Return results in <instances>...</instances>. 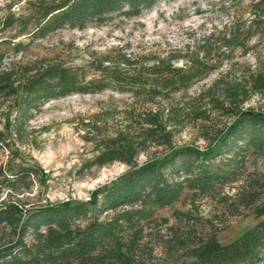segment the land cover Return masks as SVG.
<instances>
[{
  "label": "trees",
  "instance_id": "1",
  "mask_svg": "<svg viewBox=\"0 0 264 264\" xmlns=\"http://www.w3.org/2000/svg\"><path fill=\"white\" fill-rule=\"evenodd\" d=\"M159 1L174 0H27L24 16H14L12 5L7 6L0 34L16 29L36 41L59 30L100 25L113 14L137 17ZM257 34H264V0L252 4L247 21L203 37L191 51L160 57L116 49L94 58L91 80L80 69L56 62L2 67L0 54V108L11 104L8 128L19 145L27 144L30 123L50 101L107 90L130 99L81 123L82 140L94 152L84 167L118 163L127 171L88 203L68 200L26 208L18 199L4 198L0 264H154V246L170 256L179 253L180 264H264V111L244 108L252 96L264 95V74L249 70L230 78L225 73L196 96L175 99L207 79L216 63L229 61L226 51L245 48ZM179 61L183 66H176ZM188 126L198 129L202 148L174 143ZM6 140L0 131V151L11 152ZM140 156L147 158L139 163ZM252 161H262L263 168L250 170ZM0 176L17 191L28 187L37 169L19 164L0 170ZM183 200L189 210L172 214L183 231L167 227L170 241L156 236V244L148 247L147 228L157 226L156 211ZM204 201L214 212L208 219L192 214ZM244 214L258 222L220 243L215 220ZM167 224L159 220V226Z\"/></svg>",
  "mask_w": 264,
  "mask_h": 264
},
{
  "label": "rangeland",
  "instance_id": "2",
  "mask_svg": "<svg viewBox=\"0 0 264 264\" xmlns=\"http://www.w3.org/2000/svg\"><path fill=\"white\" fill-rule=\"evenodd\" d=\"M0 0V23L7 14V6L14 16L26 14V1ZM259 0H174L159 1L139 16L127 18L113 14L100 25L84 30L63 29L47 37L30 41L17 30H7L0 34V54L2 67L28 65L40 62L62 63L65 67L80 69L86 80L96 76L90 67L92 59L113 50H122L131 55L166 56L172 52L184 53L188 48L200 43L203 37L217 34L236 21H247L253 3ZM221 51H224L223 49ZM231 59L205 80L193 84L186 92L176 94L175 99L184 95L186 99L196 96L209 87L221 75L229 73L230 78L241 77L248 71L264 74V34H257L246 42L245 48H233ZM176 66H183L179 61ZM129 96L107 90L93 95H72L46 103L40 113L30 123L31 134L25 145H19L8 128L12 119L10 103L0 108V131L5 134L10 150L0 151V170L6 171L15 165L33 166L37 176L26 189L9 190L0 176V202L4 198L18 199L26 208L65 201L88 203L95 198L102 186L123 175L127 168L114 163L104 167L85 168L94 155L93 145L82 140L85 134L82 122L104 109L123 107L129 103ZM244 108L264 111V95H254ZM176 145L202 148L205 143L199 137L195 126H188L174 138ZM147 157L140 156L139 163ZM262 169L263 162H251L249 169ZM7 173V172H5ZM9 174V173H8ZM9 176V175H8ZM188 201H180L170 208L156 211L157 226L147 228L145 238L148 247L161 241H170L171 232L167 227L183 231L172 216L173 212L189 210ZM209 201L200 204L193 215L202 219L213 217ZM168 220L167 226H159V220ZM258 222L253 215L225 217L219 216L217 240L228 243ZM198 231L200 229L198 228ZM161 245V243H160ZM154 264H180L184 261L179 253L169 255L164 248L153 247Z\"/></svg>",
  "mask_w": 264,
  "mask_h": 264
}]
</instances>
